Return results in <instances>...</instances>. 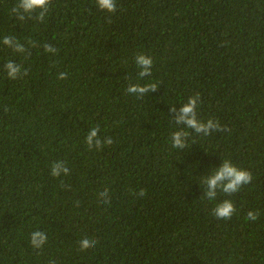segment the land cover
Here are the masks:
<instances>
[{"label": "trees", "instance_id": "trees-1", "mask_svg": "<svg viewBox=\"0 0 264 264\" xmlns=\"http://www.w3.org/2000/svg\"><path fill=\"white\" fill-rule=\"evenodd\" d=\"M17 2L0 0V264H264V0H116L111 14L51 0L43 21L17 19ZM138 53L151 76L138 77ZM9 60L27 74L9 79ZM147 82L157 88L126 92ZM197 93V119L226 131L175 123ZM95 126L111 145L88 149ZM180 129L185 147L173 148ZM224 159L253 179L208 201L202 178ZM57 160L68 175H50ZM224 199L229 220L211 214ZM85 237L97 244L81 251Z\"/></svg>", "mask_w": 264, "mask_h": 264}, {"label": "clouds", "instance_id": "clouds-1", "mask_svg": "<svg viewBox=\"0 0 264 264\" xmlns=\"http://www.w3.org/2000/svg\"><path fill=\"white\" fill-rule=\"evenodd\" d=\"M51 0H18L17 4L13 7L12 11L16 14L17 19L23 21L25 19V14L37 13L35 19L37 21H43L45 14L48 12V6ZM95 4L99 10L105 11L109 14L115 13L117 11L116 0H95ZM37 10H39L37 12ZM3 45L10 47L14 52H24L25 49L21 47L19 42L15 37L5 36L2 39ZM45 52L55 53L57 50L52 48L50 45H44ZM135 63L140 69L138 72V77L143 78L146 76H151L153 59L150 55H145L143 53H138L135 55ZM4 70L7 73L9 79H17L19 76L26 75L27 70H23L21 65L14 63L9 60L4 64ZM58 79H67V73L61 72L58 75ZM157 88V83L147 82L145 84L140 83H130L126 89L128 94H135L139 97V94H146L150 91H154ZM200 99L199 94L189 96L186 103L182 105L179 112L175 116V123L177 125L184 124L187 129H193L196 133H203L204 136H208L212 131H226L218 121L209 118L206 121L197 119V107L198 101ZM175 111L173 107L171 109ZM100 128L98 126L92 127L85 137V144L89 150L93 149V144H95L96 150H101L105 145H111L113 140L111 137H107L103 144L101 143L98 133ZM171 142L173 148L185 147L182 138H186L189 133L185 129H180L172 132ZM69 168L66 166L65 162L55 161L50 166V175L52 177H59L61 173L68 175ZM253 179L250 171L242 168H238L234 165L230 159H224L219 168H216L207 177L202 178L206 190L204 197L208 201H214L217 196V190L225 194L231 195L237 193L242 186L248 185ZM107 188H105L103 202L108 203ZM139 197L146 195L145 190L141 189L138 193H135ZM236 212V208L233 202L229 199H224L222 202H218L211 210V214L219 220H229L233 214ZM259 213L253 210H249L246 213L245 219L255 222L258 219ZM48 236L46 232L40 230L33 231L30 234V244L34 249H41L47 242ZM97 244L95 239L82 238L79 241V247L81 251L92 248Z\"/></svg>", "mask_w": 264, "mask_h": 264}]
</instances>
